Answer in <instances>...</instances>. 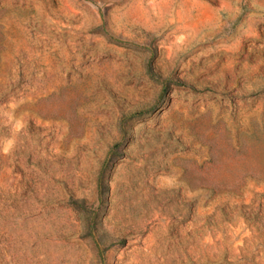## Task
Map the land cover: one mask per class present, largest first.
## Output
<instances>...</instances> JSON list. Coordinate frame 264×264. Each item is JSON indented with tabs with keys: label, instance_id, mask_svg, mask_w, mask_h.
I'll use <instances>...</instances> for the list:
<instances>
[{
	"label": "rangeland",
	"instance_id": "rangeland-1",
	"mask_svg": "<svg viewBox=\"0 0 264 264\" xmlns=\"http://www.w3.org/2000/svg\"><path fill=\"white\" fill-rule=\"evenodd\" d=\"M0 264H264V0H0Z\"/></svg>",
	"mask_w": 264,
	"mask_h": 264
}]
</instances>
